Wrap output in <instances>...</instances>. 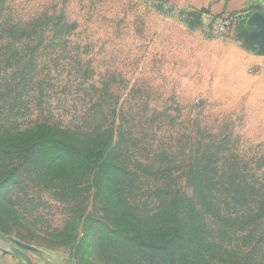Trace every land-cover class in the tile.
Here are the masks:
<instances>
[{
	"label": "rangeland",
	"instance_id": "1",
	"mask_svg": "<svg viewBox=\"0 0 264 264\" xmlns=\"http://www.w3.org/2000/svg\"><path fill=\"white\" fill-rule=\"evenodd\" d=\"M217 18L165 0H0V129L40 119L81 126L92 110L112 135L107 149L128 162L122 172L154 180L149 186L173 174L171 188L188 194L197 185L264 190V60L216 34ZM147 159L161 179L141 167ZM25 172L0 203L1 256L101 264L85 230L74 240V210L56 196L57 179L45 186ZM102 204L113 216L114 201ZM115 251L101 255L125 262Z\"/></svg>",
	"mask_w": 264,
	"mask_h": 264
},
{
	"label": "trees",
	"instance_id": "2",
	"mask_svg": "<svg viewBox=\"0 0 264 264\" xmlns=\"http://www.w3.org/2000/svg\"><path fill=\"white\" fill-rule=\"evenodd\" d=\"M90 112V123L76 127L40 119L0 129V192L6 190L0 203L9 202V187L24 185L30 169L45 186L49 176L57 179L56 196L74 210L68 222L74 240L85 230L101 264L115 260L102 250H116L125 260L121 264H264V190L197 185L188 194L171 188L173 174H166L165 186L163 181L149 186L154 180L122 172L128 162L115 145L107 149L112 135ZM147 160L151 165L141 167L154 169L151 175L161 179V167ZM191 180L198 183L199 174ZM104 191L108 200L100 201ZM112 201L113 216L102 204ZM100 204L104 214L96 212Z\"/></svg>",
	"mask_w": 264,
	"mask_h": 264
},
{
	"label": "crops",
	"instance_id": "3",
	"mask_svg": "<svg viewBox=\"0 0 264 264\" xmlns=\"http://www.w3.org/2000/svg\"><path fill=\"white\" fill-rule=\"evenodd\" d=\"M171 1L177 8L185 11H196L206 18L215 19L220 16L231 13H242L244 15V24L246 21L252 24L247 31L243 30L242 25L237 31H234L230 37L241 41V45L250 48L253 59L258 63L264 60L262 43L254 41L258 35L259 28L256 25L257 16L264 17V0H165ZM240 30V31H239ZM239 31V32H238ZM228 35V36H229ZM0 264H14L9 255L0 253Z\"/></svg>",
	"mask_w": 264,
	"mask_h": 264
},
{
	"label": "built area",
	"instance_id": "4",
	"mask_svg": "<svg viewBox=\"0 0 264 264\" xmlns=\"http://www.w3.org/2000/svg\"><path fill=\"white\" fill-rule=\"evenodd\" d=\"M244 26V15L236 12L218 17L213 23V29L216 34L228 36Z\"/></svg>",
	"mask_w": 264,
	"mask_h": 264
},
{
	"label": "water",
	"instance_id": "5",
	"mask_svg": "<svg viewBox=\"0 0 264 264\" xmlns=\"http://www.w3.org/2000/svg\"><path fill=\"white\" fill-rule=\"evenodd\" d=\"M256 25L258 26L259 28V33L258 35H256L254 37V41H260L262 43V50L264 52V17L263 16H257L256 18ZM250 20L246 21L245 25H244V28L243 30L241 31H247L248 28H251L252 24L249 22ZM18 244L23 247V248H26V249H32V247L28 246V245H25V244H22L20 242H18Z\"/></svg>",
	"mask_w": 264,
	"mask_h": 264
}]
</instances>
